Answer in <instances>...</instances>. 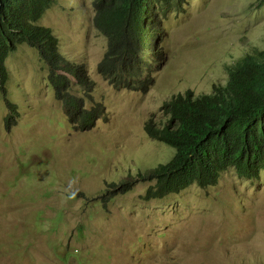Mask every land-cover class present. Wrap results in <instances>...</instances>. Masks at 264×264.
<instances>
[{"label":"rangeland","instance_id":"374dc122","mask_svg":"<svg viewBox=\"0 0 264 264\" xmlns=\"http://www.w3.org/2000/svg\"><path fill=\"white\" fill-rule=\"evenodd\" d=\"M54 1L39 23L66 58L86 66L91 98L77 85L72 93L85 110L95 105L107 116L89 131L74 130L36 51L20 47L7 59V98L18 115L6 127L0 94V264H62L52 245L60 256L72 252L65 264H264V172L246 180L229 170L217 185L162 200L142 199L147 182L104 196L107 184L172 152L144 134L148 122L163 128V101L185 90L212 92L238 59L264 49V6L176 1L140 93L96 73L106 41L92 24L94 0Z\"/></svg>","mask_w":264,"mask_h":264},{"label":"trees","instance_id":"16d2710c","mask_svg":"<svg viewBox=\"0 0 264 264\" xmlns=\"http://www.w3.org/2000/svg\"><path fill=\"white\" fill-rule=\"evenodd\" d=\"M176 1L96 0L95 26L108 44L98 72L118 88L144 90L147 81L140 80V38L146 30L148 53L151 27L155 22L158 26L154 6L174 7ZM51 3L52 0H0V77L4 74L3 60L16 44L28 42L39 50L44 61L48 60L53 36L49 29L33 23ZM156 33L161 35L160 30ZM126 75V83L121 84ZM76 77L83 89L92 88L83 70ZM56 96L66 111H80L77 119L70 122L81 130L91 128L92 121L103 116L99 107L82 111V101L69 94L66 86L57 87ZM162 106L168 117L163 128L156 129L149 123L146 131L151 138L173 146L176 154L166 166L172 170L159 166L140 176L141 180L155 181L146 191V200L178 193L192 184L214 185L217 166L221 164H235L236 173L248 179L259 176L263 170L260 165H264V50L238 59L228 68L226 84L214 85L210 94L195 95L187 90ZM217 155L222 158H215Z\"/></svg>","mask_w":264,"mask_h":264},{"label":"clouds","instance_id":"9594fccd","mask_svg":"<svg viewBox=\"0 0 264 264\" xmlns=\"http://www.w3.org/2000/svg\"><path fill=\"white\" fill-rule=\"evenodd\" d=\"M177 1H179V0H177ZM95 2H96V0L93 1L94 16H93V19H92V24H93L94 29L97 30L99 32L100 36H102L105 39V41H106V50H105V53H104L102 59L97 63V66H96V69H97L98 64L103 60V58H104V56H105V54L107 52L108 44H107V39L104 36V34L101 33V31L95 26V22H94L95 15H96L95 5H94ZM54 3H55V1L52 0L51 5L47 9H45L43 11V13L41 14V16L39 17V19L36 22L33 23L35 26H39V27H43V28L49 29L51 34H52V36H53V39H54L53 48L51 49V51L48 54V60L44 61L42 59L40 53H39V50L36 47L31 46L28 42H22V43L16 44L14 46V48L8 52V54L5 56V58L3 60L2 67H3V70H4V74H3V77H0V94H1V97H2V99L4 101V103H5V108L7 110V115L5 116L6 127H8L11 124L12 118H16L17 115H18L17 105L15 103H12V101H10L7 98V94H8L7 88H8L10 77H9V71L7 69V66H6V62H7V59L12 54H14L20 47H28V48L30 47L31 49L36 51V53L39 56V60H40L41 64L44 66V68L46 70L47 83L49 84V87H51L53 89L56 99L59 100L62 103L64 111H66V110H65V106H64L63 101L58 99L57 96H56V88L57 87L66 86L67 87V91H68L69 94H71L72 96H74L77 99H80L82 101V106L84 105V99L82 97H77L76 95H74L72 93L71 88L73 86L77 85L80 88L81 92L85 96H88L89 98H91V94L93 92V85H92V88L90 90H85L78 84V79L76 77V74L80 70H83L85 72V74H86L87 80L89 82H91L92 84H94L93 81L90 78H88L89 75H88V72L85 70L86 66L84 65V63L82 61H78L77 62V61L71 60L69 58H66L60 51V42H59L58 38L55 36V34H53V31L50 28H48V27L41 26L40 23H39V22H41L40 19L45 14V12L54 6ZM254 6L256 8H260V7L264 6V1L263 0H258L255 3ZM172 9H173L172 6L171 7H169V6H157V5L154 6L153 15L158 20V26L156 27V22H155V23H153V26L151 27V30H150V32H151L150 50H149L148 53H147V35H146V30H144V32H143V34H142V36L140 38V41H139V55L141 57V67L142 66L145 67V72L144 73H143V68H142V75H143V79L142 80L147 81V84H148V81H149L147 76H148V73H149V69L151 68V58H152L153 55L157 56L160 53L159 44H160V42L162 40L163 22H164V20L166 18L167 13L169 11H171ZM157 30H160V32H161V35H159V37L157 36V33H156ZM8 44L10 45V43H8ZM142 49L145 50V59H143V56H142ZM253 54H249V55H253ZM71 61H72V65L69 68H67V65L70 64ZM227 72H228V70H227ZM98 75H100L108 84L113 86V84H111L102 74H100L98 72ZM146 87H145V89H146ZM119 89H124V88H119ZM145 89L144 90H137L135 88H127V90L134 91V92H140V93H143L145 91ZM186 91L187 90H185L184 92H186ZM183 93H177V94H183ZM210 93H207V94H210ZM177 94L171 95L168 98V100L171 97H173V96H175ZM165 101H167V99ZM165 101H163V103ZM96 108L97 107L95 105H93V109H96ZM83 110H84V106H83ZM106 116H107V114L103 110V116L99 117V119L105 118ZM167 118L168 117H166V119L163 120L164 121L163 125L166 123ZM70 124H73V123L70 122ZM94 126H95V124H93V126L91 128H89V129L81 130L79 128V125L74 123V126H72V127H73L74 130H77L79 132H86V131L91 130ZM144 131H145L144 132L145 136L149 140L157 142V140L151 138L148 135L146 129H144ZM156 167H159V165H157ZM156 167H154V168H156ZM154 168L146 169V170H140L141 168H139V171L134 176H132V173H130L129 176H127L124 180H122V181H120L118 183H109V184H107L105 189H104V190H107V191H105L104 196L108 194V191L111 192V193H114L113 195H108L107 196V199L110 200V199L114 198V196H116L118 194L128 192V191H130V188H131L130 185H131L132 182H135V183L136 182H147V183L151 182L153 184L149 185L148 188L151 187V186H154L155 185V181H150L149 182L147 180H141V178H140L141 175L145 174L146 172H148V171H150V170H152ZM230 170H233V172L239 178H243V179H246V180H252V179H248V178H245L243 176L238 175L234 168H232ZM263 172H264V169L260 173H263ZM190 186H197V187H199L201 189H206V188L212 187L214 185H210V186H207V187H200V186H198L196 184H192ZM190 186H188L187 188H189ZM187 188H185V189H187ZM147 189L145 190V193L142 196V199L144 201L162 200L163 198H165V197H167L169 195H174V194H169V195H167V196H165L163 198H160V199L146 200L144 198V196L146 194ZM185 189H183L182 191H184ZM182 191H180V192H182ZM180 192H178V193H180ZM178 193H175V194H178ZM102 194H103V192L101 193V195ZM101 195H99V196H101ZM52 248L56 250L57 259L60 262L62 261V264H65V261H64L65 259H68V258H70L72 256V252L70 250H68V249H66V255L67 256L66 255L65 256H60L59 253H58V247L52 245Z\"/></svg>","mask_w":264,"mask_h":264},{"label":"bare ground","instance_id":"6f19581e","mask_svg":"<svg viewBox=\"0 0 264 264\" xmlns=\"http://www.w3.org/2000/svg\"><path fill=\"white\" fill-rule=\"evenodd\" d=\"M72 65V63H70V64H68L67 65V67L69 68L70 66ZM142 68H143V73L145 72V67H143L142 66ZM96 73L98 74V70L96 69ZM140 76H141V79L140 80H142L143 79V75L142 74H140ZM88 78H89V76H88ZM127 79V75H126V77H125V80L123 79L122 81H121V84H124V83H126V80ZM124 88H126V86L124 87ZM138 88L139 89H141V84H139L138 85ZM93 109V107L92 108H90V109H88V110H82V111H84V112H89V111H91ZM162 110H163V108H162ZM80 111H78V112H76V113H72V112H68V111H64V113H65V115L66 116H69L68 117V119H72V117H76V116H78ZM95 121L96 120H98V117L97 118H95L94 119ZM95 121H92V123H94ZM150 122H148L147 123V125L149 124ZM146 125V126H147ZM71 126H74V124H71ZM150 126H153L151 123H150ZM155 128L156 129H159V127H156L155 126ZM157 142H159V143H162V144H165L166 146H168V147H170V148H172L173 150H171L172 152H170L169 153V151H167V153H168V157L163 161V162H161V163H159V166H162V169L164 170V169H169V170H172L171 169V167L170 168H166V166H167V164L169 163V161L172 159V157H173V155H174V151H175V148L173 147V146H171L170 144H168V143H166V142H161V141H158L157 140ZM176 154V153H175ZM229 154H231L230 153V151H229ZM171 157V158H170ZM215 158H219V159H221L222 157H221V155H217ZM207 163H204L203 162V165H206ZM217 168L219 169L218 170V172H217V174L215 175V177L217 178V181H216V183H214V185H217V183H218V181H219V179H220V177H221V175L224 173V172H226V171H229L230 169H232V168H235V164H232L231 166L230 165H223V164H221V165H218L217 166ZM260 169H264V165H260ZM256 178V177H255ZM255 178H253V179H255ZM252 179V180H253ZM150 182V181H149ZM151 183V182H150ZM198 184H199V182H198ZM197 187V186H196ZM175 194V193H174Z\"/></svg>","mask_w":264,"mask_h":264}]
</instances>
